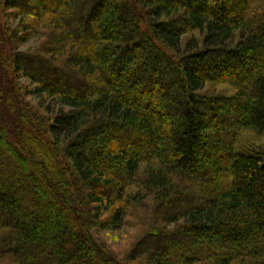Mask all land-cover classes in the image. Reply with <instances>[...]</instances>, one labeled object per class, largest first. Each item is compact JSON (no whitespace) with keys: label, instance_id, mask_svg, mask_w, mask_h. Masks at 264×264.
<instances>
[{"label":"trees","instance_id":"trees-1","mask_svg":"<svg viewBox=\"0 0 264 264\" xmlns=\"http://www.w3.org/2000/svg\"><path fill=\"white\" fill-rule=\"evenodd\" d=\"M197 1L5 0L51 31L35 56L0 51V211L19 222L0 216V264H116L93 234L150 198L168 226L129 262L264 264V0Z\"/></svg>","mask_w":264,"mask_h":264},{"label":"rangeland","instance_id":"rangeland-1","mask_svg":"<svg viewBox=\"0 0 264 264\" xmlns=\"http://www.w3.org/2000/svg\"><path fill=\"white\" fill-rule=\"evenodd\" d=\"M27 1H29L30 4L35 3L34 0H27ZM188 1L194 6L198 5L197 0H188ZM38 20H39L38 18L31 16H28L27 18L21 17L18 11L14 9H8L5 6V0H0V41H3L0 42V51H2V48H5L4 50L6 55L8 56V60L9 59L11 60L12 57L15 55V53L18 52H21L24 55H28V56H35L37 53L42 52L41 50L44 49V47L46 46V42L48 40L46 34H48L49 31L51 30L48 29L46 26H44V22ZM26 27L30 29L29 33L31 34V36L27 37V40H24L25 42L24 44L18 45L17 44L19 43L18 40L23 39L27 34L25 33V31H22L23 29H26ZM13 31L18 32L20 36L19 38L21 39L16 40V38H12ZM195 36L198 39L200 38L199 34H196ZM187 38L188 36L185 37V40ZM44 56L46 55L44 54ZM212 69L213 68L209 65L205 67L204 71H206L207 74H211ZM31 70L34 72L36 71L41 76H44L46 81L53 80V82L55 83L54 81L55 78L51 79L50 77L46 76L41 66L35 67L34 65L31 67ZM2 74L3 73H0V75ZM13 75H14L13 77L14 85L19 94V102L23 105L24 109L26 108L29 111L28 108H30L32 110L31 112H35L36 110L39 117L45 118L46 116V118H48L45 109L47 108V105H51V106L53 105L52 100L51 99L42 100L37 95L29 94L28 92L35 89L36 85H34L28 79L20 78V76L16 75L15 73H13ZM160 79L163 78L161 77ZM60 87L70 92L78 91L76 84L73 85L68 84ZM160 96L162 98L166 97L163 95ZM181 102L184 103L183 99H181ZM7 119L10 122L8 130L11 137L8 136L9 140L12 139V134H13L16 140L19 139L21 143V148L23 147L22 149H24L25 151L26 149L32 150L30 145L28 143H25L20 138V133L18 127L16 126L14 117L10 115L9 117H7ZM213 120L216 123H219L217 116H214ZM30 127H31L30 125L26 126V130H27L26 136L28 139H31L29 137V131H28ZM209 146L211 148L209 149V153L211 154L222 153L221 149H217L214 146V144L213 145L210 144ZM25 151L20 150L23 157L26 159V161H28L29 157L27 156V153H25ZM26 166L27 168H29L28 162L26 163ZM201 171L205 173L204 169H201ZM41 186H42V182H41ZM193 198L196 199V195H193ZM123 206L126 207V210L128 211L127 216L124 218L123 225L120 228H116V229H112L111 227H108V229L106 230L101 229L96 231V233L93 234L94 242L98 243L100 245L99 247L101 248L102 253L105 254L109 260H112L116 264H145L141 262H137V263L129 262V257L131 258L130 254L132 253L136 244L141 240L144 234L148 232V229H150L151 226L152 229H156L158 226H163V227L168 226L167 222L164 221V219L162 221H159L160 217L162 216H159L158 213L162 212L161 214H164L163 212H166L165 216H167L168 212L170 211L168 210V208L167 209L164 208L163 211L162 210L160 211L161 208L158 206L156 201L153 200V198L146 199L145 201L142 202V205L139 207H136L130 203L123 204ZM0 216L4 218V221H9L13 224L19 223L18 221L13 220L10 215L6 213L4 214V212L0 211ZM172 228L174 227L171 226L170 229ZM2 257L3 256L0 253V258L2 259Z\"/></svg>","mask_w":264,"mask_h":264}]
</instances>
